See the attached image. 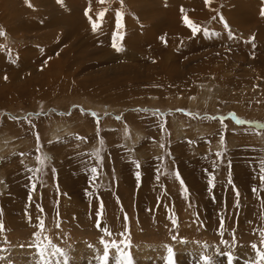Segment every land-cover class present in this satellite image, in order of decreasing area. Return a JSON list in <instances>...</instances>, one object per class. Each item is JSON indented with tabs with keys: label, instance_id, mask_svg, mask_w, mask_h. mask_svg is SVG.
Instances as JSON below:
<instances>
[{
	"label": "rangeland",
	"instance_id": "374dc122",
	"mask_svg": "<svg viewBox=\"0 0 264 264\" xmlns=\"http://www.w3.org/2000/svg\"><path fill=\"white\" fill-rule=\"evenodd\" d=\"M262 10L0 0V264H126L121 249L131 264H166L168 248L176 264H264ZM101 200L111 236L95 227ZM101 240L119 244L106 262Z\"/></svg>",
	"mask_w": 264,
	"mask_h": 264
},
{
	"label": "snow or ice",
	"instance_id": "6c2138e0",
	"mask_svg": "<svg viewBox=\"0 0 264 264\" xmlns=\"http://www.w3.org/2000/svg\"><path fill=\"white\" fill-rule=\"evenodd\" d=\"M206 3H210V0H205ZM100 3H104V0H100ZM31 6V5H29ZM183 11V9H182ZM106 12H101L98 14V17H97V21L96 22H92V30L95 32L97 30V28L99 27V23L102 21V18L105 16ZM262 15H264V10H262ZM85 15H87V11L85 13ZM122 16L123 14L121 12H116L115 14V27H116V30H119L123 27V24H122ZM213 19H215V17H213ZM89 20L91 21V17H89ZM220 21L221 23L223 24L224 28L228 30V36L229 38L231 39H235V35L231 32L230 28H229V25L227 24V21L224 20V18L221 16L220 17ZM185 23L191 28L192 32H193V35L195 36L197 33L203 31V34L204 35H208V31L206 29L204 30H201L198 26H195L191 21H189L187 19V17L185 16ZM2 34V33H0ZM117 38H122V37H118V36H114V40L117 39ZM255 40V37H252L250 38V40L248 41L249 43H252L253 41ZM116 51H121V49L119 47H117V45L115 43H113L112 45ZM119 119V117L117 118ZM213 119H218V117H213ZM39 139V138H37ZM161 147H163V145H161ZM39 151V149H37ZM221 154L220 153H217V156H220ZM44 159L46 160L47 157H44ZM37 160L40 161L41 158L38 156L37 157ZM42 162V161H41ZM135 166L137 168V171L135 173V178L137 180L138 183H140L141 181V173L139 171L140 169V164L138 162H135ZM37 171H39V169H37ZM55 171V170H53ZM97 169L95 167H93L91 169V172L94 174L96 173ZM176 179L180 181V184L181 186L183 187V180L180 178L179 176V173L176 174ZM229 183H231V180H229ZM215 188V183H214V177L209 174V179H208V191L210 194H212V190ZM36 189V184L33 183L31 185V190L32 191H35ZM186 191V190H185ZM255 192V189L253 190ZM86 195H89L91 196L92 194L91 193H86ZM239 192L237 191L236 192V197H237V200H239ZM212 198L214 199V195L212 196ZM29 201H31V194L29 195ZM238 206V205H237ZM37 211L42 213L44 211V209L42 207H40L39 205H37ZM103 213H104V205H103V202L101 200L100 204H99V207L96 211V214H95V227L97 229H99L100 231L104 232L106 235H109L111 236L112 235V232L110 230H108L107 228H101V222H102V218H103ZM26 215H28V213H26ZM30 218V217H29ZM37 220H38V226L41 228V230H43L44 228V221L42 219L39 218V216L37 217ZM123 222H124V226H125V230H127V226L130 222V218L128 217V215L126 213H124L123 215ZM173 224L176 223L175 220L172 221ZM219 226L221 228H223L225 226V220L223 217L220 218V221H219ZM0 231H3V225L0 224ZM223 234V233H221ZM39 233H36V236H37V239H39ZM261 236H262V243H264V233H261ZM176 237L173 236V239H175ZM101 243H104L105 244V251H104V256H103V261L106 262L107 259H108V248L109 246L111 247H118L119 248V244L116 242V241H112L111 242V245L108 244V242L104 241V240H101ZM121 244H124L125 247L128 246V241L127 239L123 240V241H120ZM253 248L256 247L255 244L252 245ZM121 252V256H120V259L121 260H124L126 262V264H131V257L128 253L124 252L122 249L120 250ZM203 260L207 261L208 260V257L205 256V257H202ZM260 259L261 261H264V253H261L260 254ZM166 264H176V260H175V253L173 251L172 248H168L167 249V257H166ZM229 264H231V257L229 258Z\"/></svg>",
	"mask_w": 264,
	"mask_h": 264
},
{
	"label": "bare ground",
	"instance_id": "6f19581e",
	"mask_svg": "<svg viewBox=\"0 0 264 264\" xmlns=\"http://www.w3.org/2000/svg\"><path fill=\"white\" fill-rule=\"evenodd\" d=\"M128 35V34H127ZM260 35V34H259Z\"/></svg>",
	"mask_w": 264,
	"mask_h": 264
}]
</instances>
